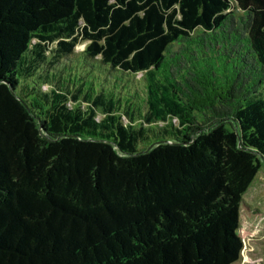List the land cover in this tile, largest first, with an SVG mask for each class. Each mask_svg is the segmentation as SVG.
<instances>
[{
  "label": "trees",
  "instance_id": "1",
  "mask_svg": "<svg viewBox=\"0 0 264 264\" xmlns=\"http://www.w3.org/2000/svg\"><path fill=\"white\" fill-rule=\"evenodd\" d=\"M262 160L264 0H0V264H236Z\"/></svg>",
  "mask_w": 264,
  "mask_h": 264
},
{
  "label": "rangeland",
  "instance_id": "2",
  "mask_svg": "<svg viewBox=\"0 0 264 264\" xmlns=\"http://www.w3.org/2000/svg\"><path fill=\"white\" fill-rule=\"evenodd\" d=\"M88 41H79V43L76 45L75 49L76 51H81ZM80 71V70H79ZM97 75L101 74V71L95 70ZM85 73V72H84ZM80 73V74H84ZM141 73H138L136 77H139ZM82 79L79 77V81H86V85L89 84V81L94 80V87L95 89L100 90L102 83L106 85L109 89H112L115 87H121L123 86L125 90H127V80L122 79L118 76H108L109 81H100L98 77L93 76L92 78L89 77L87 79L86 76H81ZM102 82V83H101ZM45 87V85H43ZM122 99V98H121ZM130 102L131 103H140V100L131 95L130 96ZM123 105L125 104V100L122 99ZM132 106V105H131ZM101 115L97 114V118H100ZM174 123H177L176 119H173ZM155 143V135L150 134L149 138L144 139L140 141L137 144L138 148H148L152 144ZM244 199L247 201L251 206L258 207L259 212L264 213V160H262V166L260 171L257 173L254 180L249 185L247 191L244 193ZM259 215V216H258ZM259 217V219L256 220L253 228L249 229L247 222V216L246 214L242 218V222L245 225V227L241 228V235L243 237V249L241 252V257L239 261L236 264H264V214H257L255 217ZM242 224V225H243Z\"/></svg>",
  "mask_w": 264,
  "mask_h": 264
}]
</instances>
